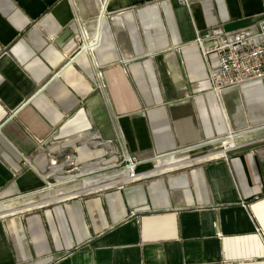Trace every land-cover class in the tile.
<instances>
[{
  "label": "crops",
  "instance_id": "1",
  "mask_svg": "<svg viewBox=\"0 0 264 264\" xmlns=\"http://www.w3.org/2000/svg\"><path fill=\"white\" fill-rule=\"evenodd\" d=\"M243 18L264 0H0V264H264V79L216 94L195 42Z\"/></svg>",
  "mask_w": 264,
  "mask_h": 264
},
{
  "label": "built area",
  "instance_id": "2",
  "mask_svg": "<svg viewBox=\"0 0 264 264\" xmlns=\"http://www.w3.org/2000/svg\"><path fill=\"white\" fill-rule=\"evenodd\" d=\"M195 42L205 57L210 53L216 57L215 66L209 69V82L216 94L228 87L264 79V18L233 32H225L222 27L210 29L206 35L197 32ZM206 42L209 43L207 47ZM90 45L91 42L80 46L68 62L82 52L91 51ZM229 141L226 149L235 146ZM140 162L134 157L124 158L120 166L124 180L131 182L139 178L136 168Z\"/></svg>",
  "mask_w": 264,
  "mask_h": 264
},
{
  "label": "water",
  "instance_id": "3",
  "mask_svg": "<svg viewBox=\"0 0 264 264\" xmlns=\"http://www.w3.org/2000/svg\"><path fill=\"white\" fill-rule=\"evenodd\" d=\"M254 23L255 21L252 18H243V19H238V20L228 22L224 24L222 28L225 32H233L238 29L253 25Z\"/></svg>",
  "mask_w": 264,
  "mask_h": 264
},
{
  "label": "rangeland",
  "instance_id": "4",
  "mask_svg": "<svg viewBox=\"0 0 264 264\" xmlns=\"http://www.w3.org/2000/svg\"><path fill=\"white\" fill-rule=\"evenodd\" d=\"M119 173H120V171H118V172H114L113 174L110 175V177H111V176L113 177V176H115V175H117V174H119ZM105 176L107 177V176H109V174H108V175H104L103 177H105Z\"/></svg>",
  "mask_w": 264,
  "mask_h": 264
},
{
  "label": "bare ground",
  "instance_id": "5",
  "mask_svg": "<svg viewBox=\"0 0 264 264\" xmlns=\"http://www.w3.org/2000/svg\"><path fill=\"white\" fill-rule=\"evenodd\" d=\"M120 173L119 174H124L123 170H119ZM119 174L115 175V176H118ZM118 178V177H117ZM119 179V178H118Z\"/></svg>",
  "mask_w": 264,
  "mask_h": 264
}]
</instances>
